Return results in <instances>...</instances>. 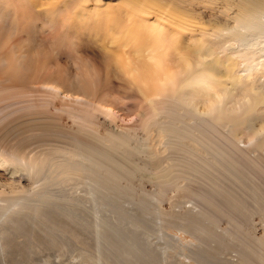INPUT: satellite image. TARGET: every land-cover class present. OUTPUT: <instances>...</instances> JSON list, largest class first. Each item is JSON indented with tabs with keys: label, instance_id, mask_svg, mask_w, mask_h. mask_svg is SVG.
I'll list each match as a JSON object with an SVG mask.
<instances>
[{
	"label": "bare ground",
	"instance_id": "1",
	"mask_svg": "<svg viewBox=\"0 0 264 264\" xmlns=\"http://www.w3.org/2000/svg\"><path fill=\"white\" fill-rule=\"evenodd\" d=\"M178 1L0 0V200L17 214L119 187L187 197L193 182L195 217L226 216L219 237L264 260L245 222L264 215V0H224L234 26ZM201 21L218 47H191Z\"/></svg>",
	"mask_w": 264,
	"mask_h": 264
},
{
	"label": "rangeland",
	"instance_id": "2",
	"mask_svg": "<svg viewBox=\"0 0 264 264\" xmlns=\"http://www.w3.org/2000/svg\"><path fill=\"white\" fill-rule=\"evenodd\" d=\"M98 1L93 0V4ZM108 1L117 2L100 0L103 4ZM178 3L224 17L230 26L235 25V17L224 0H179ZM226 12L230 16H226ZM200 24L204 27L203 31L196 32L191 38L187 34L186 38L191 39V47L197 40H211V44L218 47V40H214L211 35L214 30L205 21ZM85 36L97 40L98 32L93 28L91 34ZM204 43L203 53H210L208 50L216 52L210 49V43ZM191 53L197 54L196 51ZM214 56L218 57L217 54ZM208 59H212V56ZM257 115L264 120V107L259 109ZM128 133L133 135L134 129H129ZM147 134H150L149 137ZM154 137L153 130H143L135 137V142L144 147ZM162 164L168 166L167 161H162ZM146 177H142L144 180L141 178L144 182L141 185L146 190L156 191L153 179L149 178L150 182ZM136 181L140 182L137 178ZM190 183L187 197L185 194L163 198L139 194L130 196L119 187L115 192L119 190L121 195L111 191L114 195L100 193L102 196L71 198L50 202L51 206L45 207V210L19 211L21 214L7 212V202L0 200V264H264V260L247 251L242 241L234 240L227 234L219 237L220 232H223L219 226L227 227L229 218L223 216L219 225L218 220V223H212V218L206 217L205 220L199 213L195 217L194 208L199 200L194 189L201 185ZM241 214L239 216L244 220L250 218L246 216L247 212L243 214L246 218ZM193 215L197 221L200 219L199 222L205 228H196L191 218ZM245 222L254 237L264 235L262 213L251 215ZM2 231L5 232L4 237Z\"/></svg>",
	"mask_w": 264,
	"mask_h": 264
}]
</instances>
